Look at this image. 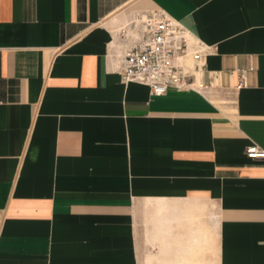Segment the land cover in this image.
<instances>
[{
	"label": "crops",
	"instance_id": "obj_1",
	"mask_svg": "<svg viewBox=\"0 0 264 264\" xmlns=\"http://www.w3.org/2000/svg\"><path fill=\"white\" fill-rule=\"evenodd\" d=\"M155 8L213 44L206 88L120 79L122 29ZM250 143L264 0H0V264H264Z\"/></svg>",
	"mask_w": 264,
	"mask_h": 264
},
{
	"label": "built area",
	"instance_id": "obj_2",
	"mask_svg": "<svg viewBox=\"0 0 264 264\" xmlns=\"http://www.w3.org/2000/svg\"><path fill=\"white\" fill-rule=\"evenodd\" d=\"M118 48L120 79L144 83L152 95L164 94L170 88L183 91L207 86L202 76L213 44L202 41L162 8L137 12L122 29ZM250 68L230 70L236 76V89L244 84ZM244 151L250 158H264V148L256 143L247 144Z\"/></svg>",
	"mask_w": 264,
	"mask_h": 264
}]
</instances>
